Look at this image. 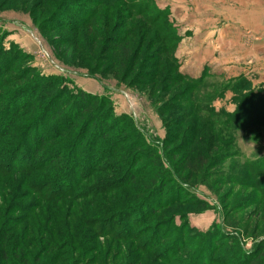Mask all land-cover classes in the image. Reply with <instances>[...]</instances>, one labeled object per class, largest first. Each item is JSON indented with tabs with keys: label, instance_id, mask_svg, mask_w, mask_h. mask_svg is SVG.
<instances>
[{
	"label": "trees",
	"instance_id": "16d2710c",
	"mask_svg": "<svg viewBox=\"0 0 264 264\" xmlns=\"http://www.w3.org/2000/svg\"><path fill=\"white\" fill-rule=\"evenodd\" d=\"M40 1L45 8L52 7L50 15L41 21L40 30L69 32L72 35L67 37L65 44L68 45L77 42L79 28L92 26L90 33L95 46L96 33L100 32L96 27L98 20L102 18L101 28L107 31L112 18L117 16L112 25L117 35H106L107 52L99 59L95 58V67L89 74L104 78V71L96 72L102 69L104 61L115 64L117 70L128 69V73L124 71L121 74L122 78L126 73L137 72L135 68L143 47L146 57L139 63L141 67L136 80L154 81L157 73L163 70L168 72L164 76V85L180 80L189 83L184 89L185 103L176 108L169 102L171 109L180 113L182 123L177 126L188 118L198 122L203 116L205 119L202 120L207 124L211 122L205 117L207 115L221 117L243 132L250 131L259 123L264 124V120L259 119L264 113V103L260 108V100L256 102L252 95L246 94L242 100L236 97L235 92L240 90L236 78L224 84L218 80L222 83L218 90L214 82H206L208 78L220 77L217 73L204 69L200 76L191 77L180 71V62L175 55L179 36L169 21L168 11L158 8L154 0ZM125 9L130 12L123 17L120 11ZM119 17L121 21H118ZM124 18H136L138 23L126 27ZM136 37L139 38L137 45L132 41ZM152 51L153 56L150 55ZM26 58L30 56L19 45L11 43L6 49L0 40V264H33L49 249L53 252L51 255L47 253L42 263H73L74 252L83 250L84 244L92 239L85 238L82 226L76 221L70 223L67 218H60L59 203L69 200L71 202L65 204V209L69 210L67 216H71L75 207L83 218L82 225L94 237L130 242L136 245L138 254L153 253L161 240H166L167 234L176 231L174 239L161 251H168V255L162 253L157 258L164 264L174 261L173 254L184 247L182 240L189 236L192 242L198 240L200 246L193 248L191 243L188 247L191 251L180 261L182 264H264V238L253 240L252 246L245 250L240 244L242 236L225 233L222 226L215 224L203 232L189 225L188 217L194 211L172 214L152 222L153 227L134 231L136 226L145 224L158 210L168 206L169 200L181 201L186 190L182 188V182L189 184L194 180V174L199 172L205 176L204 168L210 165L211 160L221 167L219 171L225 183L250 188L257 193L258 199L264 200L263 161H253L245 167L243 171L249 173L247 178L232 177V168L227 169L222 163L235 154V150L230 153L227 150L235 140L224 141V135L210 133L204 125L189 122L185 128L192 137L185 136L183 146L192 143V149L198 151L194 163L191 157H187L173 164L178 149L168 147V141L174 143L180 139V131L170 134L162 118L164 108L159 107L158 115L165 121L161 149L170 165V168H164L158 149L160 143L147 141L148 136L128 114L116 115L108 97L75 85L70 87L62 73L46 75L33 66L22 65ZM19 81L23 83L7 89L8 85ZM229 91L235 93L232 111L217 105ZM106 147L109 148L107 152L104 151ZM118 148L126 149L127 154L119 155ZM212 151L213 157L210 155ZM100 157L104 162L109 158H117L118 161L100 164L95 161ZM179 166L187 171L185 176L178 171ZM91 179L93 182L86 186L84 182ZM169 190L174 193L173 199L168 197ZM27 195L33 196L35 201L21 203L20 200ZM185 196L188 197V193ZM189 197L197 204L205 205L196 197ZM248 199L249 195L243 201ZM211 209L213 207L205 205L200 212ZM88 213L95 216L85 220ZM13 214H20V217H12ZM35 216L41 222L37 226L31 224ZM176 217L180 225L175 223ZM225 222L226 214L223 215L224 226ZM33 231L36 235H32ZM228 240L231 241L230 250L216 255L220 245ZM34 245L39 246L36 252ZM202 253L206 256L199 261Z\"/></svg>",
	"mask_w": 264,
	"mask_h": 264
},
{
	"label": "rangeland",
	"instance_id": "374dc122",
	"mask_svg": "<svg viewBox=\"0 0 264 264\" xmlns=\"http://www.w3.org/2000/svg\"><path fill=\"white\" fill-rule=\"evenodd\" d=\"M51 10L52 7L45 8L40 0H0V40L3 41L5 48L7 49L11 43H15L20 46L25 54L30 56V58H26L21 63L22 65L33 66L46 75L57 73L58 70L55 66L57 65L68 71V73L62 74L69 83L68 85L70 87L75 85L87 92L89 89H91L96 95L108 97L115 108L116 115L121 114V112L122 114H128L133 119L136 126L139 127L142 132L146 134V136H148V139H146L147 141L150 140L151 142L156 141L160 143L158 145V149L162 157V164L164 168H170L164 151L161 149L162 138L165 135V126L170 129L171 135L176 131H180L178 134L180 139L174 143H172L171 140L168 141V147H172V149H178L176 150L173 164H176L179 159H184L187 157H191L190 159L192 160V163H194L193 160L198 151L192 149V143H186V146H183V144H185V142L183 143L185 140L183 138H185V136H191L187 134V130L185 128L190 124L189 122H194V124L200 126L204 125L206 131L210 133L217 132L220 136L224 135V141L229 140L230 138L235 140L234 144L229 145L227 148L229 153L232 150H235V154L222 163V165H226L227 169L232 168V177L247 178L249 173H245L243 170L245 167H248L250 162H264L263 123L255 125L250 131L243 132L240 129L234 128L232 124L221 117L207 115L205 117L211 121L207 124L203 122L205 119L203 116L198 122L195 120L190 121L191 118H188V121H184L183 124H180L182 128L177 126V124L182 123L179 120L180 113L179 111L171 109L172 107H170L171 105L169 102L171 104L173 103V106L176 108H179L182 103H185L183 102V99L186 97L184 89L189 85V83L187 81L180 80L179 82L170 84L169 86L164 85V76L168 72L163 71L162 69V71L160 70V73H157V77L154 79V81L145 80V82H139L136 80L139 74L138 70L141 67V64L139 63L143 62L144 58L146 57V52L143 47L142 49L140 48L139 63L135 68L137 72H131L127 74L128 69L117 70L115 64L111 65L108 61H104L105 64L102 69L96 72L100 73L104 71L102 75L105 77L100 78V76L94 77L90 75L89 72L95 67V58L99 59L100 55L106 54L107 52V50H105L107 46L106 35H110L112 33L117 35V33H115L116 30H113L114 26H112L115 24L114 22L117 16L114 15L112 18L113 22L109 26V30H107L108 32L103 31L104 27L101 28L100 23H103V21L100 19L102 18L98 20L96 27L100 29V32L96 33L97 36L95 38V46L92 45L93 41L90 33V31H93L94 28L92 26H83L79 28L76 34L77 42H75V44L68 45L65 44V42L67 37L72 35L69 32L61 30H40V24H43L41 21L50 15L52 12ZM129 12L130 10L125 9L121 10L120 14H123L124 17L129 15ZM209 16L215 18L216 15ZM12 21L16 22L18 25H12L11 27H8L7 24L11 25ZM118 21H121V18ZM124 21L126 27L138 23L136 18H124L123 22ZM47 22L49 23V21H46V23ZM52 24H54V22ZM138 40L139 38L136 37L132 41H134L133 43L137 45ZM245 42L246 44L249 43L247 41ZM79 44L81 48H79ZM153 53L154 52L152 51L150 55L153 56ZM124 71L127 73L122 78L121 74ZM237 77H235L237 79L235 81L238 83L237 85L240 90L235 92L236 97L238 96L239 99L242 100L244 95H252L251 97L255 99L256 102L257 100H260L261 103L258 107L262 108V103H264V75L246 73L238 75ZM218 80H221L223 84L230 81V79H225V77L220 76L218 78H208L206 82H214L213 84L215 85L216 89L219 90L220 87H222V83L218 82ZM21 83H23V81L12 83L7 86V89L16 87ZM79 84H82V87L81 85L79 86ZM125 93L127 94L126 96ZM235 93H232L231 91L228 93L226 92V95L228 94L230 98V111L234 109L232 96ZM182 96L184 98H182ZM159 107L164 108L161 109L162 118H164L166 121L165 126V121L159 117L157 112ZM223 108L226 109V106H223ZM252 117L254 116L251 115V119H253ZM259 119L264 120V113L259 116ZM108 150L109 148L106 147L104 151L107 152ZM213 151L212 154L210 152L212 157L214 153ZM118 153L119 155L127 154L126 149L124 148H120ZM95 161L100 164H110L117 162L118 160L117 158H109L106 160L107 162H104L100 157ZM210 162V165L204 168L205 176H202V174L199 172L198 174H194V180L188 182L189 184L182 182L181 186L186 190L182 194L181 201L173 202L172 200H169L170 204L168 206H164V208H162L160 211L158 210L153 218L148 220L145 224L136 226L134 231L136 232L140 229H146V227H153L152 222L168 217L172 214L194 211L195 213L190 214L188 217L189 225L203 232L210 230L211 227L215 226V224L220 227L222 226L225 233L228 232L240 237L242 236L241 239L243 242L240 244L243 245L245 250L252 246V243L254 242L253 240L258 238L259 240L263 239L264 200L258 199L259 197H257V193L250 188L246 189L245 187L237 184L235 185L225 183L223 181V176L219 171L220 166L215 164L214 160H211ZM180 166L182 167V165ZM180 166L178 167V171L183 176H185L187 171L182 169ZM239 167H241L240 170ZM92 182L93 179L87 180L84 183L87 186ZM186 193H188V197L190 195L192 197H196L199 201L205 203V205L213 207V209L200 212L202 208H205V205L197 204L193 198H188L185 196ZM172 194L174 195V193L169 190L168 197H171ZM247 195H249V199L243 201L244 197ZM20 201L21 203L27 204L34 202L35 198L33 196L27 195L24 196V198ZM70 202L71 201L69 200V202L59 203L58 207L60 208V218H63V220L67 218L70 223L76 221L80 226H82L81 231L85 233V238L92 239L88 240L87 244H84L83 250L78 249L74 252V260H72L73 263L71 264H164L158 261L157 258L159 255L161 256L164 253V255H168V251H161L172 241V239H174V232L176 231L167 234L166 240L165 238L164 240H161L159 243V248L154 250L153 253L144 255L138 254L136 245L130 242L119 243L115 241V239L112 240L111 238L107 237H94L93 233L89 231L86 226L82 225L83 218H81V213L79 214L78 209L74 207L71 211L72 213L70 212L71 216H67L69 210L67 208L65 209V204ZM224 214H226V226L223 224ZM19 215L20 214H13L12 217L19 218ZM93 216H95V214L88 213L85 216V220L91 219ZM26 223L27 222H25V224ZM38 223L41 224L39 219H37L35 216L33 221H31V224L37 226ZM175 223L177 225L181 224L178 217L175 218ZM127 228H129V226H127ZM35 233L36 231H33L32 235H36ZM148 235L149 234H147V236ZM188 235H190V232ZM37 236H39V234ZM146 237L144 239H146ZM190 238L191 236H189L187 239L183 238L182 246L184 247L178 249V252L173 254V258L175 259L174 261L170 262L171 264H182L180 261L184 260V257H187V254L189 255V252L191 251L188 248L190 247L189 245H192L191 243H193V248L194 246L198 245V240L197 242H192ZM230 243L231 241L228 240L226 244L220 245L216 251V255L227 253L231 247ZM64 244L65 243H63V246ZM199 246L200 245H198V247ZM38 247V245H34L33 250L35 252L38 251ZM63 251L71 252L67 249H64ZM52 252L53 249H49L47 253L51 255ZM47 253L43 256H40L39 261L33 264H51V262L48 261H44L42 263L43 258L48 255ZM205 256L206 254L202 253L198 260L201 261Z\"/></svg>",
	"mask_w": 264,
	"mask_h": 264
},
{
	"label": "crops",
	"instance_id": "0c3cea01",
	"mask_svg": "<svg viewBox=\"0 0 264 264\" xmlns=\"http://www.w3.org/2000/svg\"><path fill=\"white\" fill-rule=\"evenodd\" d=\"M154 2L168 11L179 36L175 55L182 73L198 77L208 69L225 79L246 73L264 75V0ZM7 25L18 24L12 21ZM229 99L227 94L217 105L230 111Z\"/></svg>",
	"mask_w": 264,
	"mask_h": 264
},
{
	"label": "built area",
	"instance_id": "2783aa9c",
	"mask_svg": "<svg viewBox=\"0 0 264 264\" xmlns=\"http://www.w3.org/2000/svg\"><path fill=\"white\" fill-rule=\"evenodd\" d=\"M55 65V64H54ZM56 66V68H57V70H58V72L59 73H68V71L67 70H65V69H62V67H59V66H57V65H55ZM127 94L125 93V96H126Z\"/></svg>",
	"mask_w": 264,
	"mask_h": 264
}]
</instances>
